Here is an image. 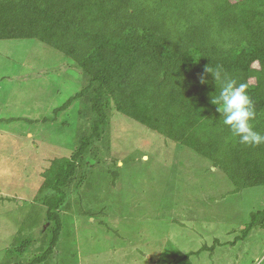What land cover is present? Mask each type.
Instances as JSON below:
<instances>
[{"label": "rangeland", "instance_id": "obj_1", "mask_svg": "<svg viewBox=\"0 0 264 264\" xmlns=\"http://www.w3.org/2000/svg\"><path fill=\"white\" fill-rule=\"evenodd\" d=\"M86 83L43 42L0 39V264L27 261L52 225L41 173L90 132L84 99L64 106ZM83 163L87 176L66 191L45 264H175L187 253L179 264H264L263 224L240 232L264 209V187L233 192L209 161L113 109Z\"/></svg>", "mask_w": 264, "mask_h": 264}, {"label": "trees", "instance_id": "obj_2", "mask_svg": "<svg viewBox=\"0 0 264 264\" xmlns=\"http://www.w3.org/2000/svg\"><path fill=\"white\" fill-rule=\"evenodd\" d=\"M18 38L71 59L87 83L64 106L82 97L85 117L93 118L72 155L52 159L41 173L38 191L52 225L31 257L14 264L50 259L62 229L58 209L67 189L87 176L82 163L111 109L209 161L233 192L264 187V145L240 144L223 125L212 103L219 85L205 71L247 84L256 110L251 123L264 133V0H0V39ZM117 175L118 167L113 180ZM254 224L264 226V209L250 214L243 237Z\"/></svg>", "mask_w": 264, "mask_h": 264}, {"label": "clouds", "instance_id": "obj_3", "mask_svg": "<svg viewBox=\"0 0 264 264\" xmlns=\"http://www.w3.org/2000/svg\"><path fill=\"white\" fill-rule=\"evenodd\" d=\"M205 71L212 73L215 83L219 85V95L212 103L218 105L217 111L223 125L230 129L240 144L252 147L264 145V133L256 131L251 123L256 117V110L248 94L247 84L238 83L236 79L224 76L219 71L213 72L209 68ZM206 82L202 76L201 83Z\"/></svg>", "mask_w": 264, "mask_h": 264}]
</instances>
